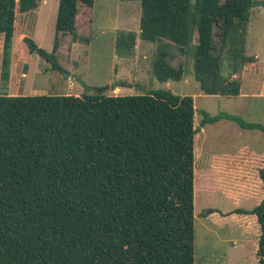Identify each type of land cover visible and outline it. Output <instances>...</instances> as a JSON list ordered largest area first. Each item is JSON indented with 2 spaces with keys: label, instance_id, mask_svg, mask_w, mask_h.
Returning <instances> with one entry per match:
<instances>
[{
  "label": "trees",
  "instance_id": "obj_1",
  "mask_svg": "<svg viewBox=\"0 0 264 264\" xmlns=\"http://www.w3.org/2000/svg\"><path fill=\"white\" fill-rule=\"evenodd\" d=\"M39 4L0 0L4 70L17 17ZM93 5L58 0L52 51L25 36L28 52L59 67L56 53L66 58L67 38L87 41L78 26ZM140 6L138 38L158 43L152 59L158 82L183 78L182 68L169 63L173 45L192 50L203 95H240L241 76L237 68L224 73V52L232 48L234 59L244 52L254 0H140ZM135 39L120 34L117 52H131ZM250 61L241 56V63ZM194 115L192 97L163 89L132 96L100 89L80 97L0 95V264H194V137L221 119L264 133V125L224 113L202 112L195 128ZM249 163L264 194V155L240 149L215 159L236 170ZM216 212L208 208L202 217ZM226 214L255 217L256 264H264V196L249 210Z\"/></svg>",
  "mask_w": 264,
  "mask_h": 264
},
{
  "label": "rangeland",
  "instance_id": "obj_2",
  "mask_svg": "<svg viewBox=\"0 0 264 264\" xmlns=\"http://www.w3.org/2000/svg\"><path fill=\"white\" fill-rule=\"evenodd\" d=\"M254 1L258 6L250 11L243 35L244 52L234 59L231 55L232 48L227 47L223 59L224 73L232 72L235 68L241 76L258 72V78L251 74L245 81L242 77L244 91L260 87L258 80L264 68V65H252L253 62H240L241 56L245 55L258 61L260 57L255 49H260L264 56V0ZM57 6L58 0H45L38 11L17 17L19 21L8 51L9 64L6 70L2 65L3 37L0 36V95L80 97L92 95L95 90L100 89L109 96H132L163 89L176 96L193 98L195 128L203 119L202 112L209 116L222 113L236 115L246 122L264 125V98L251 103L252 99L209 96L200 92L193 77L192 50L181 53L175 46L168 45L169 63L183 70L181 81L160 83L153 77L152 59L158 43L142 42L138 38L140 0H94L92 9L81 18L78 26L79 36L87 41L71 43L67 38L64 42L67 46L64 51L66 58L58 55V51L56 54L59 67L53 69L51 64L36 54H30L22 39L27 36L39 48L51 52ZM130 32L136 34L132 51L118 53V36ZM197 40L195 30L193 45L197 44ZM163 43L167 44L166 41ZM118 83L123 85L113 89V85ZM242 147L255 153H264V133L243 130L236 123L221 119L214 124L205 125L194 137V264L257 263L256 250L260 231L255 217L236 214L221 217L225 216L224 213H220L221 216L216 213L202 217V213L210 207L224 211L237 205L240 209L249 210L258 204L256 197L235 187H232L233 191L219 187L221 191L214 193V198H209L207 191L198 187L201 180L198 175L202 174L201 171L208 170L210 156L233 154ZM221 177L225 184L231 182L227 176ZM233 183L239 186L237 180ZM256 190L261 194L260 188Z\"/></svg>",
  "mask_w": 264,
  "mask_h": 264
},
{
  "label": "crops",
  "instance_id": "obj_3",
  "mask_svg": "<svg viewBox=\"0 0 264 264\" xmlns=\"http://www.w3.org/2000/svg\"><path fill=\"white\" fill-rule=\"evenodd\" d=\"M44 2H45V0H40V4L41 5ZM40 4H39V8L38 9H40V7H41ZM24 14L25 13L20 14V15H24ZM20 35H26V34L25 33H20ZM262 46H264V45H262ZM257 47H258V45H257ZM260 51H261L260 49H255V52L257 53L258 57H260V59L258 61H254V58H252L250 56H246V55H245V58H250L251 59L250 62H253L252 65H254V66H256L258 64L262 66V65H264V56L260 53ZM245 63H248V62H245ZM251 74H252V77L258 78V76H257L258 72L257 71L251 72ZM250 75H246V76H244V75L241 76L240 75L241 76V81H242V77H244V80L247 81V79L250 77ZM258 82L261 84L260 87H256L254 89L249 88L248 91H244L243 87H242L240 95L237 96L236 98H238V99H246V100L247 99H252L251 103H254V102L256 103L258 100H262L264 98V68H263V71L261 72V76H260ZM240 149H247L253 156L264 155V153H255V152L251 151L250 149H248L247 147H242ZM238 151H236L233 154H223V155H212V156H210V162H209L208 170L201 171L202 174L198 175V177L201 179L199 181L198 187L204 188L207 191V197H209V198H214L213 194L214 193H218L219 191H221L219 189V187L220 188L222 187L224 189H228L230 191H233L232 187H235L236 189H241L243 191L249 192V195H254L256 197V200L258 201V204H259L260 201L262 200L264 194H263L262 190H261V194L256 192L257 191L256 190L257 187L260 188V182L256 178L255 170L249 169L250 168V163L245 165L244 169H237V170L236 169H228V168H226L223 165L215 164V159L217 157L224 156V155L225 156L226 155H235ZM221 176H224V177L227 176L231 180V182H228V183L225 184V182H224L225 180H223V179L219 180V178ZM205 178L208 179V180H206ZM235 180H237L239 182V186H237L236 183L235 184L233 183ZM213 183L215 184L214 187H213ZM223 185H226V186L224 187ZM195 190H196V181L194 183V191ZM209 192L211 193V195H209ZM243 193H245V192H243ZM235 202H237V201L235 200ZM240 208L241 207H238L237 205H234L230 209L224 210V211H218V209H216V208H211V209L212 210H216L217 211L216 213L218 215H220V213H226V212L232 211L234 209H240ZM216 213H213V214H216ZM221 217H223V216H221ZM225 217H227V216H225Z\"/></svg>",
  "mask_w": 264,
  "mask_h": 264
}]
</instances>
